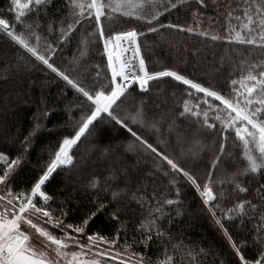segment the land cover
<instances>
[{
	"label": "trees",
	"instance_id": "obj_1",
	"mask_svg": "<svg viewBox=\"0 0 264 264\" xmlns=\"http://www.w3.org/2000/svg\"><path fill=\"white\" fill-rule=\"evenodd\" d=\"M60 1L57 8L51 4L46 12L39 15L40 27L36 31L41 36V50L45 42L56 46L57 51L52 58L55 64L62 69H73L72 76L85 87L91 89L94 84L108 85L110 72L103 43L94 35H90L94 31L91 23L83 27L76 26V31L71 34L69 40L59 41L58 22L69 15V8L66 7L68 0ZM228 3L229 0H217L216 3L213 0H205L206 7L202 8L197 0H185L179 9H173L170 14L162 16L161 22L179 23L194 28L199 25L200 29L225 34L224 30L229 27V21L224 5ZM230 5L235 9L234 15H242L243 0H230ZM194 12L199 15L194 17ZM14 15L12 0H0V17L13 23ZM25 20L36 21L35 12L26 14ZM102 22L106 33L109 29L121 31L132 26L144 31L139 22H133L118 13L111 20L102 18ZM231 23L237 25L238 22L233 19ZM15 26L17 31L22 29L19 23ZM139 39L141 54L150 70H162L165 67L179 70L197 82L211 84L222 94L230 91L231 79H239L241 68L244 66L242 61L264 60V50L258 47L213 42L196 33L180 32L175 29L146 33ZM97 72L100 73L99 77L96 76ZM185 88L186 86L168 77L150 81L148 92H142L138 86H134L125 97H122L123 103H120L117 111L123 118L129 112L142 108L146 117L145 123L143 126L130 124L134 131L148 139L150 143L154 145L160 143L162 148L166 147L168 154L179 158L181 163L203 182L211 168V159L219 144V136L218 133L200 126L194 118L178 116L185 100L195 104L201 98L196 94L189 96L184 91ZM86 106L85 98L80 93L0 31V152L9 158L18 155L22 157L21 164L15 169L7 185H0V195L30 190V186L42 174L58 144L65 136L74 133L81 112ZM170 121H175L171 130ZM37 122L41 127L26 145L24 139L29 136ZM154 122L157 123L159 131L151 127ZM94 125L90 126L86 137H82L81 141L73 146L72 152L75 157L73 164L58 168L43 189L52 196L53 209L63 206L67 212L65 223L78 222L81 216L93 209V202L99 198L107 207L98 213L94 221H90L86 232H99L111 236L118 230L121 233L120 244L115 250L122 254L130 255L125 252L126 240L127 244L133 246L134 251L144 253L153 261L162 259V253L166 248L168 253L173 255L174 261L182 260L184 264H189L187 251L182 246L173 247L181 245L182 242V245H195L205 249V253L198 257L201 264H239L229 241L193 186L179 174L176 175V184L172 185L170 183L172 177L164 176L156 168L157 159L142 150L139 144L134 142V138L119 125L100 118ZM196 140H203L207 145L200 156L193 158L190 154H182V150L194 148ZM212 141H215V144ZM231 141L230 137L225 150L231 151L242 163L241 149L234 146ZM2 166L0 162V168ZM164 167L166 168V165ZM235 168L236 164L231 158L227 161L222 160L212 170L213 179L223 178ZM122 170L127 171L133 182L129 192L123 193L117 202L112 199V192L117 186L120 188L125 186ZM113 171L120 175V180L109 179L105 183L104 178L110 177ZM94 176L101 178L99 188L89 186L88 182ZM137 179L147 185L146 190L141 191L149 199L153 190L163 193L166 198L177 199L176 189H179V204L164 207L166 217L162 223L167 234L161 240L154 237L148 242L147 248L133 243L134 240L141 239L139 225L147 215L148 208V205L141 208L136 200L130 198L131 192L138 187ZM241 182L249 188L248 193L233 192L232 184L217 186L214 189L223 187L226 190V199L220 201L221 207L227 209L239 198L251 199L253 203H258V200L254 199L256 195L254 189L264 184V175L244 176ZM117 207L121 210L120 222H114L111 215ZM177 212L180 215H177ZM256 215L258 217L259 213ZM217 216L221 217L219 209ZM168 217H171L170 224ZM221 219L237 243L247 242L248 246L242 248L246 258H256L258 247L253 246L256 237L254 221L245 217L241 223L235 216L232 219L224 217ZM52 231L60 234V231Z\"/></svg>",
	"mask_w": 264,
	"mask_h": 264
},
{
	"label": "snow or ice",
	"instance_id": "obj_2",
	"mask_svg": "<svg viewBox=\"0 0 264 264\" xmlns=\"http://www.w3.org/2000/svg\"><path fill=\"white\" fill-rule=\"evenodd\" d=\"M213 2L216 3L217 0ZM12 3L15 11L14 22L10 23L8 19L0 17V31L80 93L85 98L87 106L81 112L74 133L65 136L58 144L42 174L30 186V190L0 195V264H108L106 257L116 260L121 256L120 252L113 254L114 249L120 244L121 233L118 230L111 236L102 235L99 232H86L90 221H94L98 213L106 209L107 205L102 200L97 198L93 202V209L81 216L75 224L65 223L64 218L67 212L63 206L53 209L52 196L43 190L58 168L73 164L75 159L72 152L73 146H76L82 137H86L90 126L94 127V122L98 118L110 120L125 129L142 150L157 159L156 168L164 176L172 177L170 180L172 185L176 184V175L179 174L194 187L207 211L229 241L235 256L238 257L239 264H264V184L254 189L256 194L254 199H257L258 203H253L251 199L239 198L227 209L221 207L220 203L226 199V190L223 187L214 190L217 186L232 184L233 192L248 193L249 188L243 185L241 178L251 174L264 175V60L242 61L244 66L241 68L239 79H231L230 91L222 94L211 84L197 82L179 70L169 67L162 70H150L141 54L139 39L146 33H157L161 29H175L180 32L196 33L213 42L251 45L264 50V0H243L242 15L239 16L234 15L235 9L231 8L229 0V3L224 5L229 21V27L224 30L225 34L200 29L199 25L194 28L179 23L161 22L162 16L166 13L170 14L173 9H179L185 0H68L66 7L69 8V15L65 18L67 23L65 19L58 22L60 24L59 41L69 40L71 34L76 31V26L83 27L91 23L94 31L90 35L102 41L107 57V68L110 70L109 83L106 86L94 84L91 89L72 76L73 69H62L55 64L52 58L56 54V46L45 42L41 50V36L36 31L40 27L38 19L40 13L47 11L52 0H12ZM197 3L202 8L206 7L205 0H197ZM33 11L36 14V21H26V14ZM117 13L122 17L130 18L133 22H139L144 31L132 26L121 31L109 29L106 33L102 18L111 20ZM193 15L195 17L199 13L194 12ZM233 19L238 22L237 25H232ZM16 23L22 25L20 31L16 30ZM126 53L128 55H125ZM99 75L100 73L97 72L96 76L99 77ZM164 77L172 78L180 85L186 86L184 91L189 96L196 94L201 97L195 104L185 100L178 116L194 118L206 130L218 133L219 144L211 159V168L203 182H200L197 175L189 171L179 158L168 154L166 147L162 148L160 143L154 145L134 131L130 124L143 126L145 123L146 117L142 108L129 112L123 118L117 111L120 103H123L122 97H125L134 85H138L140 91L148 92L150 81H158ZM174 124L175 121L169 122L170 130ZM40 127L38 122L34 125L29 136L24 139L26 145ZM151 127L159 131L157 123H152ZM230 137L232 144L241 149L242 163L233 156L231 151L225 150ZM212 143L215 144V141ZM194 145V148H189L187 151L182 150V154H190L193 158H197L207 148L203 140H196ZM228 158L236 164L235 170L223 178L213 179L212 170L222 160L227 161ZM21 161L22 157L19 155L9 158L5 153L0 152V162L3 165L0 168V185H7ZM121 175L125 186L123 188L117 186L112 192V199L117 202L123 193L129 192L133 182L126 170H122ZM109 179L118 181L120 175L113 171L110 177L104 178V182L107 183ZM88 183L92 188H99L101 178L94 176ZM136 183L138 187L131 192L130 198L136 200L141 208L145 205H148V208L147 215L139 225L141 239L134 240L133 243L147 248L148 242L154 237L156 240H161L167 234L162 223L166 217L164 207L179 204V189H176L177 199L166 198L163 193L155 190L149 199L141 191V189L146 190L147 185L139 179ZM158 197L164 198L158 199ZM217 209L220 210L221 217L227 219L235 216L241 220V223L245 217L254 221L256 237L253 246L258 247L256 258H246L242 248L248 246L247 242L237 243L221 217L217 216ZM120 211L117 207L112 212L114 222H120ZM257 213H259L258 217ZM177 215L180 213L177 212ZM168 222L171 223V217H168ZM49 226L53 230L59 229L60 234H55ZM181 246L187 251L190 258L189 264H201L198 257L205 253L204 248L182 245V242L181 245L173 247ZM124 248L130 255L128 259L122 260V264H184L182 260L174 261L173 255L169 254L166 248L162 253L163 258L155 261L142 252L134 251L133 246L127 244L126 240Z\"/></svg>",
	"mask_w": 264,
	"mask_h": 264
},
{
	"label": "rangeland",
	"instance_id": "obj_3",
	"mask_svg": "<svg viewBox=\"0 0 264 264\" xmlns=\"http://www.w3.org/2000/svg\"><path fill=\"white\" fill-rule=\"evenodd\" d=\"M60 3H61L60 0H52V4H53L54 8H57L60 5ZM105 56H106V54H105ZM106 59H107V57H106ZM109 72H110V70H109ZM49 229H51V226H49ZM54 230L57 231V232L60 231L59 229H54ZM115 252H118V251L114 249L113 254H115ZM128 257H129V255L121 253V256L118 257L116 260H111L110 258H107V257L105 259L108 260V264H122V260L123 259H128Z\"/></svg>",
	"mask_w": 264,
	"mask_h": 264
},
{
	"label": "built area",
	"instance_id": "obj_4",
	"mask_svg": "<svg viewBox=\"0 0 264 264\" xmlns=\"http://www.w3.org/2000/svg\"><path fill=\"white\" fill-rule=\"evenodd\" d=\"M125 55H128V54L126 53ZM134 86H138V85H134ZM134 86H133V87H134ZM67 166H68V165H67ZM62 167H66V166H62ZM62 167H61V168H62Z\"/></svg>",
	"mask_w": 264,
	"mask_h": 264
}]
</instances>
